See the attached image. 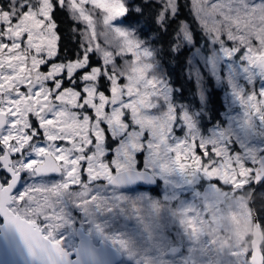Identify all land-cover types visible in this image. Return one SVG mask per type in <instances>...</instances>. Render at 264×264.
Listing matches in <instances>:
<instances>
[{"label": "snow or ice", "instance_id": "snow-or-ice-1", "mask_svg": "<svg viewBox=\"0 0 264 264\" xmlns=\"http://www.w3.org/2000/svg\"><path fill=\"white\" fill-rule=\"evenodd\" d=\"M0 264H264V0H0Z\"/></svg>", "mask_w": 264, "mask_h": 264}, {"label": "trees", "instance_id": "trees-1", "mask_svg": "<svg viewBox=\"0 0 264 264\" xmlns=\"http://www.w3.org/2000/svg\"><path fill=\"white\" fill-rule=\"evenodd\" d=\"M188 19H189V23H191L193 25L194 29L196 30L197 38H199L200 33H199V25H198V23L194 20V18L192 16H189ZM214 90L219 93V95L217 97V100H219L218 107L220 108V110H223V105H222L221 99H220L221 93H220V91L218 89H214Z\"/></svg>", "mask_w": 264, "mask_h": 264}, {"label": "rangeland", "instance_id": "rangeland-1", "mask_svg": "<svg viewBox=\"0 0 264 264\" xmlns=\"http://www.w3.org/2000/svg\"><path fill=\"white\" fill-rule=\"evenodd\" d=\"M198 23V22H197ZM257 87H259V81H257ZM219 90V89H218ZM220 91V90H219ZM221 93V97L223 96V92H220ZM220 97V98H221ZM221 103H222V105H223V101H222V99H221ZM129 223V227H134V222H128Z\"/></svg>", "mask_w": 264, "mask_h": 264}]
</instances>
